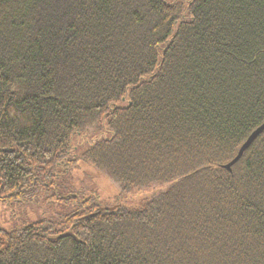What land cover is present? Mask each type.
<instances>
[{"label": "trees", "instance_id": "16d2710c", "mask_svg": "<svg viewBox=\"0 0 264 264\" xmlns=\"http://www.w3.org/2000/svg\"><path fill=\"white\" fill-rule=\"evenodd\" d=\"M263 122L264 0H0V202L74 203L0 227V264H264V131L222 167ZM79 160L167 187L54 192Z\"/></svg>", "mask_w": 264, "mask_h": 264}, {"label": "rangeland", "instance_id": "374dc122", "mask_svg": "<svg viewBox=\"0 0 264 264\" xmlns=\"http://www.w3.org/2000/svg\"><path fill=\"white\" fill-rule=\"evenodd\" d=\"M109 135L108 131H101V133L75 137V155L79 156L92 141L108 138ZM63 178L61 183H57L53 188L54 192L75 193L81 198H90L105 208L112 207L118 202L129 209H139L148 198L167 187V185L153 184L128 194H120L105 174L81 160L77 161ZM73 206V202L66 204L55 198L46 200L43 194L39 195L34 202L21 205L0 202V227L10 229L22 220L30 222L42 218L51 219L70 212Z\"/></svg>", "mask_w": 264, "mask_h": 264}, {"label": "water", "instance_id": "95a60500", "mask_svg": "<svg viewBox=\"0 0 264 264\" xmlns=\"http://www.w3.org/2000/svg\"><path fill=\"white\" fill-rule=\"evenodd\" d=\"M264 131V122L257 127L251 134L247 137V139L243 142V144L239 147L237 154L235 157L228 162L227 164L223 165L222 167L228 171H230V167L242 156L243 152L250 146V144L255 140V138ZM103 208H99L98 211H100ZM104 209H113V207L104 208ZM93 214H90L89 216H92ZM65 236H71L69 232L61 234L58 236V238L65 237Z\"/></svg>", "mask_w": 264, "mask_h": 264}]
</instances>
